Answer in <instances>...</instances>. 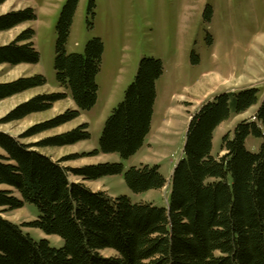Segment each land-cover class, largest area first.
I'll return each mask as SVG.
<instances>
[{
    "label": "trees",
    "instance_id": "16d2710c",
    "mask_svg": "<svg viewBox=\"0 0 264 264\" xmlns=\"http://www.w3.org/2000/svg\"><path fill=\"white\" fill-rule=\"evenodd\" d=\"M76 3L67 4L56 27L54 70L64 92L37 95L0 120V124L22 120L67 97L75 107L17 138L0 132V187L7 188L0 189V209L12 211L29 204L38 213L24 226L0 216V264H264V97L253 119L237 123L232 139L223 137L225 153L212 156L214 132L228 120L230 104L237 115L247 112L258 103L257 89L219 94L191 117L164 208L132 203L126 196L112 198L68 180V172L86 181L121 175L132 193L141 194L165 186L157 166L124 170L122 164L103 163L68 169L62 161L20 142L70 123L96 104L101 40L88 42L82 54L65 50ZM35 19L29 8L7 13L0 16V32ZM33 38L34 31L28 28L0 47V65L37 64ZM162 73L160 60H140L123 101L104 123L98 150L88 156L115 153L127 160L140 150L150 132L156 82ZM45 85L41 75L20 78L0 85V99ZM249 138L261 140L257 152L247 150ZM89 139L84 123L35 147H63ZM23 227L56 237L62 245L55 248L45 238L36 241ZM104 251L113 255L105 257Z\"/></svg>",
    "mask_w": 264,
    "mask_h": 264
},
{
    "label": "rangeland",
    "instance_id": "374dc122",
    "mask_svg": "<svg viewBox=\"0 0 264 264\" xmlns=\"http://www.w3.org/2000/svg\"><path fill=\"white\" fill-rule=\"evenodd\" d=\"M71 0H6L0 4V16L25 8L36 19L0 32V47L10 44L21 32L34 31L33 44L39 54L35 65H0V85L20 78L41 75L44 87L0 99V120L37 95L64 92L56 81L54 70L56 27L64 8ZM69 31L66 53L82 54L86 44L100 39L103 53L96 76L97 101L94 107L74 121L41 132L20 142L53 161H62L68 169L103 163L130 167L157 166L166 180L157 191L132 193L121 175L107 176L95 181L82 180L68 172V180L82 183L93 192H104L115 198L128 197L132 203H150L164 208L169 197V182L175 164L180 160L188 123L199 108L222 93L239 92L248 88L258 90V103L237 115L230 104L228 120L218 126L212 142V156L219 157L222 139L233 137L237 123L253 119L264 97V0H76ZM143 58L162 62L163 73L157 81V103L150 132L140 150L127 160L118 154L88 156L98 150V142L106 119L123 101L133 82L138 64ZM75 109L69 97L52 105L51 109L34 113L22 120L0 124V132L17 138L26 131L52 121L68 110ZM88 124L90 139L63 147L38 148L35 145ZM261 140L249 138L246 148L257 152ZM0 153H2L0 151ZM77 156V158H71ZM0 189H7L0 187ZM37 210L26 204L0 216L24 226L37 216ZM34 240L45 238L59 248L60 239L46 236L38 230L22 228ZM103 256H112L104 251Z\"/></svg>",
    "mask_w": 264,
    "mask_h": 264
},
{
    "label": "crops",
    "instance_id": "0c3cea01",
    "mask_svg": "<svg viewBox=\"0 0 264 264\" xmlns=\"http://www.w3.org/2000/svg\"><path fill=\"white\" fill-rule=\"evenodd\" d=\"M156 85H157V82H156ZM157 98H158V94H157V87H156V100H155V104H154V108H153V116H154V109H155V106L157 103ZM153 116H152V118H153ZM213 140H214V136H213Z\"/></svg>",
    "mask_w": 264,
    "mask_h": 264
}]
</instances>
